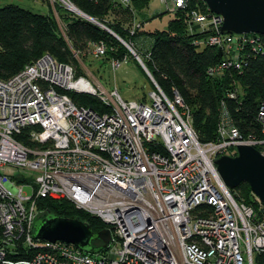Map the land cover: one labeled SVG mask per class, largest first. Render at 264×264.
I'll use <instances>...</instances> for the list:
<instances>
[{
  "label": "built area",
  "instance_id": "2783aa9c",
  "mask_svg": "<svg viewBox=\"0 0 264 264\" xmlns=\"http://www.w3.org/2000/svg\"><path fill=\"white\" fill-rule=\"evenodd\" d=\"M161 1L174 12L189 0ZM206 13L192 11L188 28L210 32L196 45L222 51L209 74L241 73L250 55L263 53L258 34L223 32V16L209 7ZM114 36L153 85L141 101L108 91L96 76L79 75L49 53L0 78V264H256L264 253V203L255 194L256 205L237 201L216 159L235 157L239 145L264 155V93L253 121L260 133L236 124L227 104L241 100L234 79L219 102L213 140L201 141L178 88L165 92L134 43ZM90 47L97 58L107 54L103 41ZM129 58L110 61L116 70ZM67 91L90 93L108 110L77 105ZM26 129L27 143L18 138ZM39 198L66 199L98 217L112 232L109 244L89 253L35 238Z\"/></svg>",
  "mask_w": 264,
  "mask_h": 264
},
{
  "label": "trees",
  "instance_id": "16d2710c",
  "mask_svg": "<svg viewBox=\"0 0 264 264\" xmlns=\"http://www.w3.org/2000/svg\"><path fill=\"white\" fill-rule=\"evenodd\" d=\"M140 1L147 0H131L128 6L121 0H72V3L84 13L107 22L125 41H132L165 92L172 95L173 89L178 88L192 109L194 127L201 141L213 140L217 130L219 102L233 88L234 79L240 84L241 100L228 99L227 104L236 124L244 133H260L259 125L253 121L258 101L264 93V35L258 34L263 53L250 55L241 73L232 69L221 75H211L208 69L221 62L222 51L213 46L196 45L195 41L206 39L208 32H191L188 28V10L206 12L207 4L203 0H191L188 7L176 12L166 29L147 33L141 27L132 34L126 25L128 20L119 15L130 16ZM58 6L62 22L65 23V36L59 31L52 14L36 12L20 4L0 7V78H10L44 53H49L63 63L74 61L76 52L86 57L90 43L99 41L107 45V54L104 56L106 60L113 57L120 59L128 55L129 59L138 63L132 52L110 31L76 12L67 11L59 3ZM108 16L113 19H106ZM67 92L77 105L91 107L100 113L108 110L101 100L90 93ZM28 131L26 129L18 138L29 142ZM15 178L19 182L25 181L19 176ZM231 192L237 201L258 204L249 183H242L236 189H231ZM37 210V219L47 216L51 211L60 216H76L81 221L88 222L94 231L107 227L98 217L76 208L66 199L39 198ZM102 248L101 240L97 239L93 242V249L87 252L96 253ZM256 264H264V253L256 256Z\"/></svg>",
  "mask_w": 264,
  "mask_h": 264
},
{
  "label": "water",
  "instance_id": "95a60500",
  "mask_svg": "<svg viewBox=\"0 0 264 264\" xmlns=\"http://www.w3.org/2000/svg\"><path fill=\"white\" fill-rule=\"evenodd\" d=\"M203 1L213 13L223 16V32L264 35V0ZM77 14L99 24L82 10ZM110 32L115 35L113 31ZM237 148L235 157L225 155L216 159L217 170L229 188L236 189L242 183H249L251 191L264 203V155L250 145H239ZM34 228V237L37 239L75 244L83 251H91L97 239L107 246L112 238L109 228L94 231L88 222L76 216H60L51 211L47 216L37 219Z\"/></svg>",
  "mask_w": 264,
  "mask_h": 264
},
{
  "label": "rangeland",
  "instance_id": "374dc122",
  "mask_svg": "<svg viewBox=\"0 0 264 264\" xmlns=\"http://www.w3.org/2000/svg\"><path fill=\"white\" fill-rule=\"evenodd\" d=\"M190 1L191 0L187 2V7L189 6L188 4ZM66 2L69 3L71 7L77 8L79 12L81 11L75 4L72 3V0H66ZM58 3L62 6V3L64 2L63 0H0V7L6 6L7 4H20L21 6L28 9L30 8L36 12L52 14L55 21L58 23L59 31L63 36H65V33H63L65 23L62 22V18L60 17ZM129 3L131 4V2ZM124 5L128 6L129 4ZM135 8L136 9H134L130 16L123 14L119 16L124 20H128L126 25L129 29L140 25L137 29H141L142 27V30L147 33L153 32L154 30L166 29L169 26L171 19L174 18L173 16L178 11L174 10L173 12L167 10L161 0L140 1V3L136 4ZM70 9L71 12L77 13V10H73L72 8L67 9V11H70ZM192 11H198V9L191 11L188 10L189 15ZM206 12L201 11L200 14L202 13V15L205 16L207 15ZM91 17L96 22L98 21V25L105 30L107 29V31H113L110 26L107 25V22L97 17ZM110 18L113 19L111 16H108L106 19ZM131 31L132 30H130V32ZM113 33L118 37L120 36L115 31H113ZM147 33L146 36L149 37ZM209 34L210 32H208V35ZM70 63L75 67L77 74H89V76L93 77L96 76L100 84L108 91L111 92V90L117 88L120 95L128 100L134 99L141 101L153 89V85L151 84L148 75L145 74L144 70H142L140 65L136 63L134 59H130L126 62L122 61L121 66L114 70L110 60H106L104 57H95L92 53V47H89L86 57H82L76 52V54L74 53V61H71ZM23 190L29 195H32L34 192L33 187L28 184L24 185Z\"/></svg>",
  "mask_w": 264,
  "mask_h": 264
},
{
  "label": "bare ground",
  "instance_id": "6f19581e",
  "mask_svg": "<svg viewBox=\"0 0 264 264\" xmlns=\"http://www.w3.org/2000/svg\"><path fill=\"white\" fill-rule=\"evenodd\" d=\"M71 8H72L73 10H77V12H79L77 8H75V7H71Z\"/></svg>",
  "mask_w": 264,
  "mask_h": 264
}]
</instances>
